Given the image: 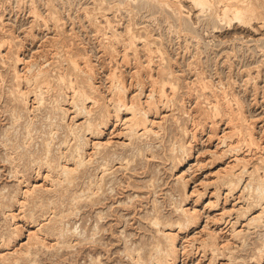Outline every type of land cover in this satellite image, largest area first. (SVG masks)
Masks as SVG:
<instances>
[{
  "label": "rangeland",
  "instance_id": "obj_1",
  "mask_svg": "<svg viewBox=\"0 0 264 264\" xmlns=\"http://www.w3.org/2000/svg\"><path fill=\"white\" fill-rule=\"evenodd\" d=\"M29 1L31 0H0V202L1 204L4 202L11 204L7 209L0 204V255L5 253V258L0 259V264H137L133 260L137 253H140L145 259L151 251V243L157 238H160L161 241L164 240L161 237V232H158L159 228L177 235L178 254L174 264H264V251L262 255H258L256 249L264 241V217L261 222L253 223L250 221L251 216L258 213L261 207L259 205L254 206L253 197L247 196L245 194L247 189L244 188L245 183L250 178V173L254 172L253 175L256 177L264 172V144H262L264 143V0H258V2L257 0H251L256 8V15L246 24L235 20L230 23L217 20L215 15L219 13L220 8L223 5L232 4V0H209L211 8L205 13H200L196 5H193L192 0H131V8L129 5L124 4V8L118 10L113 3L120 0H104L100 8L97 4L98 0H52L48 2L47 0H32L36 14L33 13L34 8H32L33 5ZM166 1L171 6L167 7L164 4ZM174 4H182L180 16L182 19L180 20L185 32L179 30V15L172 10ZM84 8L87 9L88 13H85ZM55 9L59 10L58 13L61 16L56 25H54L49 15ZM106 18L110 20L108 25L110 30L111 27H115L117 32L122 33L124 31L123 33H126L125 28H131V31L138 37L135 41L136 46H123L122 43H115V46L111 43L106 28L100 26L99 30H96L98 29L96 28L98 22L100 20L104 21ZM134 23L139 26L134 25ZM57 32L60 33V37L63 39L55 40ZM149 47H154V50L148 52ZM135 48H137V52L133 55L131 49ZM157 48L162 51V54L156 51ZM123 51H127L128 56H124ZM14 53H19L20 57H24L23 61L31 66L30 72L36 70L40 65L47 69L50 74L51 86L49 89L48 87L44 88V86L40 89L34 87L35 92L37 94L41 93L40 96L43 97L42 104L36 103V99L33 98V91L29 95L28 106L32 109L30 115L21 109V103L17 102L10 94L16 82L11 69L15 65ZM110 54L111 56H109ZM85 56L88 64L92 66L96 84H100L99 87L105 96L110 93L111 86H109V82L112 72L123 79L129 90H133L132 92L138 94L141 100H144L145 94L147 95L149 92L153 78H159L156 79L158 82L169 78L173 82L174 88L173 90L168 89L169 92H166V98L156 96L154 111L157 114L155 112L153 115L154 122L151 128L152 130L156 129L157 135L150 131L146 136H124L125 130L121 129L119 122L114 128L108 124L103 134L98 137L92 136L84 130V127L80 130L81 132L79 131L83 139L87 141V150L91 148L90 139L104 137L111 138V142L100 149L93 156L91 162L79 167L75 179L70 185H59L55 188V191H47L43 195V200L47 198L56 200L55 211L71 212L66 218L62 219L60 224L72 229L76 227L73 230L77 233V238L71 237L68 245L61 246L56 243V236L46 235L45 241H43L44 244L33 245L31 255L20 256L14 250H18L20 243L27 240L28 233L39 230L36 228L41 224L51 225L52 223L48 221L53 214L49 210L46 213L47 215H44V219L40 220L39 218L34 222L24 223L18 219L17 213H19L20 207L18 203L11 200V196L15 191L18 192V190L24 188V183L19 184L17 177L14 176V166H17L20 170H24L26 165L31 166L28 162L30 153L35 154L40 150L42 140L46 137L49 129V119H47L49 117L47 116L53 117L55 115L54 119L51 118L59 124L54 133L52 153L57 154L59 141L64 139L65 136L69 145L74 144L73 136L66 135V124L73 126L81 124L84 122V115L80 114L72 120L71 117L67 116L65 119H61L59 111L54 113L51 111L52 102L49 97L51 95L58 98L61 95V98H58L61 107L70 108L69 116L74 115L72 105L63 100L68 94L67 81L66 79L59 80L57 75L62 68H71V58L83 61ZM148 58L151 59V64L145 62ZM156 62L157 64H155ZM21 66L20 64L19 69ZM143 77L146 78L143 79ZM199 77H202V79ZM154 87L158 89L156 84ZM225 96L226 98H224ZM234 99H238L240 102L239 106L242 113L244 112V117L247 120L250 118L249 122L251 120L253 122V124L251 122L246 128L241 129V135L238 134L241 126L240 122H229L227 124L228 120L226 122L224 116L222 117L220 114L217 116L213 111V104L217 103L223 106L227 101V103L235 105ZM86 104L89 105L88 102ZM13 109L21 112H19L21 117L17 121L13 120ZM28 115L29 117L33 116V128H37L40 134L38 137L34 134V139L30 144L25 145L23 142L24 120ZM250 132L254 133L253 135L256 137L253 143L248 139ZM122 141L124 144H122ZM220 141H223V144H219ZM181 142L186 145L185 150L188 156L182 166L181 162L184 160L185 153L183 154L179 150L178 145ZM12 145L17 146L14 154H19L21 158L20 160L16 159L14 162L8 156L11 152L9 150L13 148ZM146 148L149 150H146ZM138 149H142V152L138 153ZM227 151L229 154H227ZM243 155L245 157L244 160L242 159L243 162H239V165L234 167L236 176L240 174V181L228 190L226 185L222 184L220 179L216 177L222 174L221 172H223L225 166L228 167L231 163L233 165L237 164L234 158ZM173 156L174 159L172 160L171 157ZM128 158L129 164H121L125 163V159ZM107 160L109 161L110 170L104 172V181L101 182L100 190L95 195H82L83 192L81 191L84 189L86 192L85 188L90 180L101 176L100 165ZM241 165H244L246 169ZM28 171L30 175H33L30 167ZM181 173L185 176L189 193L194 190L192 196L193 194L195 196L200 195V199L197 200L195 205L200 213L196 227L186 226L185 224L180 227L175 223L176 219L183 218L181 217L180 208H176L179 203H186L185 207L193 208V200H190V198L185 202L182 201L185 197L184 190L177 180V176ZM38 181L40 182L41 179H38ZM73 192L82 196L77 201L70 203L69 200L74 194ZM208 201L213 205L208 206L207 204L205 206ZM261 204L264 206V200L261 201ZM247 206H250V209ZM21 210H23L21 211L23 213L28 208L22 207ZM11 213L17 215L14 221H17L20 225L19 237H16V239L13 234H10L14 222ZM156 216L162 221L168 220L173 224L169 227L163 225L164 222L153 225L152 219ZM38 222H40V225H38ZM210 229L216 231V234L219 235V245H212L210 237L207 238L210 235ZM41 231V234H43L44 230ZM92 231H94V234H91ZM8 238L12 240L9 243ZM203 240H206L204 241L205 244H203ZM9 252L11 254H8Z\"/></svg>",
  "mask_w": 264,
  "mask_h": 264
},
{
  "label": "bare ground",
  "instance_id": "obj_2",
  "mask_svg": "<svg viewBox=\"0 0 264 264\" xmlns=\"http://www.w3.org/2000/svg\"><path fill=\"white\" fill-rule=\"evenodd\" d=\"M35 1V0H34ZM48 1H52V0H47ZM54 1V0H53ZM71 1V0H69ZM93 1V0H92ZM116 1V0H115ZM131 0H120L117 2H114L113 4L117 7L116 9H121L124 8V4H127V6L129 5V7L131 8ZM221 1V0H220ZM224 1V0H223ZM31 2V4L33 5L32 8L35 7L34 2L31 0L29 1ZM96 2V1H95ZM109 2V1H108ZM112 2V1H111ZM162 2V1H161ZM177 2V1H176ZM180 2V1H179ZM192 2L194 3L193 5H196L198 11L200 13H205L208 10H210L211 5L209 3V0H192ZM232 4H226L225 2H223L226 5H223V7H219V13H217L215 16L217 18L218 21H227V22H231L233 20L238 21L240 23H247L249 22L255 15H256V8L254 7V4L251 0H232ZM258 2V0H257ZM70 3V2H69ZM97 3V2H96ZM104 3V0H98V7L100 8V5H102ZM212 3V2H211ZM215 3V2H214ZM222 3V4H223ZM46 4V2H45ZM111 4V3H110ZM162 4V3H161ZM164 4L168 7L171 6V4L169 2H164ZM182 5V4H181ZM181 5L180 4H174V8L172 7V10L179 15V30H183L182 27V22L180 19L181 16ZM257 5V4H256ZM48 6V5H47ZM88 6V4H87ZM96 6V5H95ZM220 6V4H219ZM50 7V5H49ZM149 7V6H148ZM147 7V8H148ZM153 7V6H152ZM259 7V6H258ZM31 8V9H32ZM57 8V7H56ZM94 8V6H93ZM92 8V10H93ZM106 8V7H105ZM112 8V7H111ZM115 8V7H114ZM113 8V9H114ZM183 8V6H182ZM262 8V7H261ZM59 9V8H58ZM66 9V7H65ZM33 10V9H32ZM85 13H88L87 9H85ZM97 10V9H96ZM103 10V9H102ZM159 10V9H158ZM62 11V10H61ZM110 11V9H109ZM128 11V10H127ZM172 11V12H173ZM197 11V10H196ZM49 12V11H48ZM59 10H56L51 12L50 15V19L53 20L54 25H56V22L61 19V16L59 15ZM102 12V11H101ZM115 12V11H114ZM129 12V11H128ZM127 12V13H128ZM144 12V11H143ZM198 12V13H199ZM263 12V11H262ZM33 13L36 14V9L34 8ZM50 13V12H49ZM98 13V12H97ZM132 13V12H131ZM140 13V12H139ZM259 13V12H258ZM31 14V13H30ZM62 14V13H61ZM187 14V12H186ZM264 14V12H263ZM34 15V14H33ZM44 15V14H43ZM48 15V14H47ZM116 15V14H115ZM162 15V14H161ZM39 16V15H37ZM125 16V15H124ZM136 16V15H135ZM168 16V15H167ZM190 16V15H189ZM196 16V15H195ZM209 16V15H208ZM213 16V15H212ZM34 17V16H33ZM45 17V16H44ZM80 17V16H79ZM95 17V16H94ZM93 17V18H94ZM109 17V16H108ZM134 17V16H133ZM153 17V16H152ZM156 17V16H155ZM192 17V16H191ZM190 17V19H191ZM199 17V16H198ZM206 17V16H205ZM3 18V17H1ZM40 18V17H39ZM77 18V17H76ZM92 18V17H91ZM103 18H105V16H103ZM112 18V17H111ZM118 18V17H117ZM127 18V17H126ZM146 18V17H145ZM197 18V17H196ZM204 18V17H203ZM49 19V20H50ZM100 19V18H99ZM137 19V18H136ZM142 19V18H141ZM148 19V18H147ZM47 20V19H45ZM63 20V19H62ZM131 20V19H130ZM156 20V19H155ZM41 21V20H40ZM105 21V22H104ZM100 20L98 22V25H96V30H99L100 26L103 28H106L109 32V38L112 44L115 45V43L119 44L122 43L123 46H136L135 41L138 39L137 35H135L133 33V31H131V28L126 27L125 28V32L126 33H120L116 31L115 27H111L112 29L110 30V26L109 22L110 20H108L107 18L105 20ZM197 21V20H196ZM103 22V23H102ZM168 22V21H167ZM174 22V21H173ZM199 22V20H198ZM207 22V21H206ZM34 23V22H33ZM41 23V22H40ZM50 23V22H49ZM114 23V22H113ZM126 23V22H125ZM138 23V22H137ZM160 23V22H159ZM172 23V22H171ZM93 24V23H92ZM244 24V25H245ZM4 25V24H3ZM42 25V23H41ZM45 25V24H43ZM114 25H116L114 23ZM134 25H137L134 23ZM229 25V24H228ZM49 26V25H48ZM62 26V25H60ZM99 26V27H97ZM139 26V25H137ZM148 26V25H146ZM37 27V26H36ZM55 27V26H54ZM59 27V26H58ZM172 27V26H171ZM212 27V26H211ZM215 27V26H214ZM47 28V27H45ZM53 28V27H51ZM204 28V27H203ZM218 28V27H217ZM216 28V29H217ZM1 29V28H0ZM50 29V28H49ZM94 29V30H95ZM133 29V28H132ZM142 29V28H141ZM172 29V28H171ZM54 30V29H53ZM154 30V29H153ZM11 31V30H10ZM61 31V30H60ZM103 31V30H102ZM119 31V30H118ZM139 31V30H138ZM141 31V30H140ZM176 31V30H175ZM184 31V30H183ZM9 32V31H8ZM32 32V31H31ZM70 32V31H69ZM94 32V31H93ZM147 32V31H146ZM145 32V33H146ZM185 32V31H184ZM189 32V31H187ZM3 33V32H2ZM77 33V32H75ZM140 33V32H139ZM174 33V32H173ZM64 34V32H63ZM73 34V32H72ZM33 35V33H32ZM140 35V34H139ZM138 35V36H139ZM146 35V34H145ZM153 35V34H152ZM198 35V33H197ZM141 36V35H140ZM147 36V35H146ZM155 36V35H154ZM196 36V35H195ZM100 37V36H99ZM108 37V36H107ZM152 37V36H151ZM156 37V36H155ZM11 38V37H10ZM55 40H61L62 37H60V33L57 32V35H55ZM140 38V37H139ZM159 38V37H158ZM178 38V37H177ZM186 38V37H185ZM192 38V37H191ZM194 38V37H193ZM201 38V37H200ZM2 39V38H1ZM6 39V38H5ZM9 39V38H8ZM63 39V38H62ZM68 39V38H67ZM141 39V38H140ZM163 39V38H162ZM12 40V38H11ZM53 40V39H51ZM50 40V41H51ZM105 40V39H104ZM190 40V39H189ZM196 40V39H195ZM65 41V40H63ZM71 41V40H70ZM109 41V40H108ZM164 41V40H163ZM197 41V40H196ZM3 42V41H2ZM1 42V43H2ZM6 42V41H5ZM9 42V41H8ZM143 42V41H141ZM13 43V41H12ZM63 43V42H62ZM71 43V42H70ZM69 43V44H70ZM152 43V42H151ZM161 43V42H160ZM192 43V42H191ZM50 44V43H49ZM80 44V43H79ZM107 44V43H106ZM142 44V43H141ZM153 44V43H152ZM22 45V44H21ZM81 45V44H80ZM83 45V44H82ZM149 45V44H148ZM159 45V44H158ZM198 45V42H197ZM3 46V45H2ZM8 46V45H7ZM18 46V45H17ZM71 46V45H70ZM116 46V45H115ZM118 46V45H117ZM146 46V45H145ZM154 46V45H152ZM186 46V45H185ZM1 47V46H0ZM61 47V46H60ZM64 47V46H63ZM143 47V46H142ZM199 47V46H198ZM47 48V47H45ZM59 48V47H58ZM71 48V47H70ZM123 48V47H122ZM121 48V49H122ZM127 48V47H126ZM129 48V47H128ZM154 48V47H153ZM149 47L147 50L148 52L153 51L154 49ZM164 48V47H162ZM166 48V47H165ZM55 49V48H54ZM68 49V48H67ZM66 49V50H67ZM185 49V48H184ZM3 50V49H2ZM59 50V49H58ZM73 50H75L73 48ZM80 50V49H79ZM116 50V49H114ZM133 55L136 54L137 52V48L135 49H131ZM156 50V49H155ZM23 51V49H22ZM25 51V50H24ZM44 51V50H43ZM61 51V50H60ZM63 51V50H62ZM68 51V50H67ZM113 51V50H112ZM140 51V50H139ZM143 51V50H142ZM157 52H159L160 54H162V51H160L158 48L156 50ZM155 51V52H156ZM188 51V50H187ZM13 52V51H12ZM124 52V56H128L127 51H123ZM146 52V53H148ZM2 53H4L2 51ZM53 53V52H51ZM57 53V52H56ZM62 53V52H61ZM65 53H67L65 51ZM69 53V52H68ZM73 53V52H72ZM120 53V52H119ZM130 53V52H129ZM142 53V52H140ZM15 54V53H14ZM80 54V53H79ZM121 54V55H122ZM153 54V53H151ZM165 54V53H164ZM24 55V54H23ZM146 55V54H145ZM9 56V55H8ZM21 55H19V53L14 55V67L11 69L13 70L14 73V78H15V87L12 90V94L13 98L15 100H17V102L21 103L22 105V110H25L27 112V114L30 115L32 109L29 108L30 106H28V102H29V95L31 93V91H33L34 94V99H36V103L38 104H42V99L43 97L40 96L41 93L35 92V88L40 89L41 87L44 86L48 87V89L51 86V81L49 79L50 74L49 71L43 67H41L39 65V67L33 72H30L31 66L26 64L23 60L22 57H20ZM52 56V55H51ZM50 56V57H51ZM80 56V55H79ZM78 56V57H79ZM84 56V54H83ZM111 56V54L109 55ZM161 56V55H160ZM163 56V55H162ZM61 57V56H60ZM59 57V58H60ZM68 57V55H67ZM121 57V56H120ZM119 57V58H120ZM133 57V56H132ZM143 57V56H142ZM147 57V55H146ZM159 57V56H158ZM30 58V57H29ZM53 58V57H52ZM75 58V57H74ZM11 59V58H8ZM27 59V58H26ZM45 59V58H44ZM47 59V58H46ZM55 59V58H54ZM127 59V58H126ZM144 59V58H141ZM155 59V57H154ZM158 59V58H157ZM200 59V58H199ZM57 60V59H56ZM62 60V59H61ZM71 60V68H62L57 75V78L59 80H64L66 79L67 81V97L63 100L67 101L69 104H71L74 108V110H72V112H74V115L69 116V109L68 108H64L61 107V102H58V98L61 96L59 95V97H52L50 95V100L52 102V107H51V111L54 113L56 111L60 112V116L61 119H65V117H71V120L74 119L76 116L82 114L84 115V122L81 124H75L70 125V124H66V135H72L74 141L73 145H69V143H67L66 141V136L64 139H61L59 141V144L57 146V154H53L52 153V145L54 144V133L56 132V128L59 124L56 123L54 119V116H47L49 118L48 121V131H47V135L45 138H43L42 143H41V148L40 150H38L37 153H30V158H29V164H31V166H24V170H20L17 166H14V176L17 177L19 184H23L24 183V188H21L20 190H18V192L15 191V193L11 196V200L15 201L16 203H18L19 205V213L18 214V219H20L22 222L26 223V222H34L36 220H38L40 218V220L44 219V215L51 210L53 216L49 218V223H52L51 225L48 224H41L40 222H38V225H40L38 228L39 229L37 231H34L32 233H28L27 236V240L20 243V248L18 250H14L15 252H18L20 254V256H24V255H31V249L33 247V245L36 244H44L43 241L44 238H46V235H54L56 236V243L60 244L61 246L63 245H68L70 242V238L71 237H75L77 238V233H75V230H73L72 228L68 227V226H64L60 223H62V219L66 218L71 212L70 211H55V203L56 200L47 198L46 200H43V195L45 194L44 192L47 191H51L54 190L55 188L59 185H70L74 179H75V175L77 174V171L79 170V167L83 166L85 163L87 162H91L93 159V156L96 155V153H98L100 151V149L106 147L107 145H109V143L111 142V138H98V139H90L91 142V148L90 150L86 149V145H87V141L83 139L82 134L80 135L79 131L82 130V128L84 127V130L87 131L88 133H90L92 136L94 137H98L99 135L103 134L104 129H106V126L108 124H110V126L112 125V127H116L117 122H119V126H121V129L125 130V134L124 136L130 135V136H135V137H140V136H146L150 131H152V133L154 132L156 135L158 134L157 131L152 130V123L154 122V113L156 111H154V108L156 107V96L158 97H167L166 92L170 89L173 90L174 85L173 82L168 78L167 80H159L161 82H158L156 79L159 78H151V88L148 90L149 92L147 93V95L145 94V99L141 100L140 97L138 96V94L132 92L133 90H129V88L127 87V85L124 83L123 79H121L118 75H115L113 72L110 75L111 76V80H110V85L111 89H110V93L107 94V96H105L103 94V91L101 90V88L99 87L100 84H96V80L93 74V69L92 66L88 64L87 58L86 56L84 57V60H76V59H70ZM125 60V59H124ZM58 61V60H57ZM68 61V60H67ZM122 61V60H121ZM139 61V60H138ZM144 61V60H143ZM158 61V60H157ZM164 61V60H163ZM5 62V61H4ZM10 62V61H9ZM37 62V61H36ZM52 62V61H51ZM61 62V61H60ZM132 62V61H131ZM145 62H151V59L148 58ZM144 62V63H145ZM167 62V61H166ZM165 62V63H166ZM43 63V62H42ZM53 63V62H52ZM59 63V62H58ZM66 63V62H65ZM121 63V62H120ZM129 63V62H128ZM164 63V64H165ZM6 64V63H5ZM8 64V63H7ZM20 64L22 65L21 68L19 69ZM32 64V63H31ZM133 64V63H132ZM151 64V63H150ZM149 64V65H150ZM157 64V62L155 63ZM163 64V65H164ZM200 64V63H199ZM34 65V64H33ZM116 65V64H115ZM136 65V64H135ZM160 65V64H159ZM10 66V65H8ZM35 66V65H34ZM43 66V65H42ZM68 66V65H66ZM133 66V65H132ZM56 67V66H55ZM70 67V66H69ZM157 67V66H156ZM164 67V66H163ZM172 67V66H171ZM58 68V67H57ZM129 68V67H128ZM161 68V67H160ZM159 68V69H160ZM10 69V70H11ZM52 69V68H51ZM117 69V68H116ZM59 70V69H58ZM66 70V71H65ZM119 70V69H118ZM167 70V69H166ZM174 70V69H173ZM23 71V72H22ZM110 71V70H109ZM126 71V70H125ZM131 71V70H130ZM155 71V70H154ZM198 71V70H197ZM22 72V73H21ZM29 72V73H28ZM119 72V71H118ZM138 72V71H137ZM156 72V71H155ZM175 72V71H174ZM56 73V72H55ZM161 73V72H160ZM163 73V72H162ZM196 73V72H195ZM130 74V73H129ZM148 74V73H147ZM54 76V75H53ZM99 76V75H98ZM107 76V74H106ZM199 76V75H198ZM134 77V76H133ZM156 77V76H155ZM159 77V76H158ZM161 77V76H160ZM54 78V77H53ZM100 78V76H99ZM146 77H143V79ZM150 78V77H149ZM200 78V77H199ZM9 79V78H8ZM11 79V78H10ZM148 79V77H147ZM162 79V78H160ZM202 79V77L200 78ZM99 80V79H98ZM108 80V79H106ZM199 80V79H198ZM3 81V80H2ZM136 81V80H135ZM141 81V80H140ZM10 82V81H9ZM56 83V82H55ZM129 83V81H128ZM137 83V82H136ZM199 83V82H198ZM204 83V82H202ZM10 84V83H9ZM131 84V83H130ZM140 84V83H139ZM138 84V85H139ZM155 84L158 86V89L155 88ZM176 84V83H174ZM207 84V83H206ZM105 85V84H104ZM107 85V84H106ZM134 85V84H133ZM205 85V84H204ZM6 86V85H5ZM66 86V85H65ZM149 86V85H148ZM35 87V88H34ZM106 87V86H105ZM134 87V86H133ZM205 87V86H204ZM43 88V89H44ZM65 88V87H64ZM135 88V87H134ZM137 88V87H136ZM208 88V87H207ZM11 89V88H9ZM107 89V87H106ZM155 89V90H154ZM169 89V90H168ZM180 89V88H179ZM109 90V89H108ZM175 90V89H174ZM206 90V89H205ZM223 90V89H222ZM51 91V90H50ZM61 91V90H59ZM58 91V92H59ZM136 91V90H135ZM156 91V92H155ZM210 91V90H209ZM106 92V91H105ZM178 92V91H177ZM196 92V91H195ZM213 92V91H212ZM220 92V91H219ZM45 93V92H44ZM60 93V92H59ZM108 93V92H107ZM173 93V92H171ZM225 93V92H224ZM223 93V95H224ZM32 94V95H33ZM52 94V93H51ZM66 94V93H65ZM156 94V95H155ZM174 94V93H173ZM212 94V93H211ZM58 95V94H57ZM64 95V94H63ZM109 95V96H108ZM169 95V94H168ZM172 95V94H171ZM214 95V94H213ZM222 95V96H223ZM227 95V94H226ZM175 96V95H174ZM211 96V95H210ZM170 97V96H169ZM212 97V96H211ZM32 98V97H31ZM61 98V97H60ZM226 98V96L224 97ZM33 99V100H34ZM168 99V98H167ZM228 99V98H227ZM226 99V100H227ZM60 100V99H59ZM216 100V99H215ZM223 100V99H222ZM221 100V101H222ZM235 101H233L235 103V105L232 103H225V105L220 106L219 104L215 103L213 104V111H215V115H219L220 116H224L225 121L228 120L229 122H240L241 126L240 129L238 131V134L241 135V129L246 128L251 122L252 120L249 122V120H247V118L244 117L242 110L240 109V102L238 101V99H234ZM12 101V100H11ZM56 101V102H55ZM158 101V100H157ZM164 101V100H163ZM173 101V100H172ZM212 101V100H210ZM55 102V104H53ZM66 102V103H67ZM86 102L89 103V105L86 104ZM208 102V101H207ZM225 102V101H223ZM50 104V103H49ZM174 104V103H173ZM211 104V103H210ZM36 105V104H35ZM63 105V104H62ZM159 105V104H157ZM208 105V104H207ZM234 105V106H233ZM33 106V105H32ZM38 107V105L36 106V108ZM42 107V106H41ZM46 107V106H45ZM211 107V106H210ZM206 108V107H205ZM39 109V108H38ZM37 109V110H38ZM160 109V108H159ZM207 109V108H206ZM151 110H153L154 112H152ZM161 110V109H160ZM212 110V109H211ZM169 111V110H168ZM172 111V110H171ZM3 112V111H2ZM20 110H16L13 109L12 110V116H13V120L17 121L21 115H20ZM41 113V111H40ZM48 113V112H47ZM198 113V112H197ZM210 113V112H209ZM208 113V114H209ZM212 113V111H211ZM157 114V112H156ZM161 114V113H160ZM166 114V113H165ZM185 114V113H184ZM187 114V113H186ZM28 117L24 120V132H23V142L25 145H29L30 142L34 139V134H36L35 136L38 137L40 132L37 131V128L34 129L33 127V120L32 117ZM176 115V114H175ZM201 115V114H200ZM168 116V115H167ZM177 116V115H176ZM189 116V114H188ZM193 116V115H192ZM204 116V115H203ZM210 116V115H209ZM53 119H52V118ZM161 117V116H160ZM168 118V117H167ZM192 118V117H191ZM42 119V118H41ZM161 119V118H159ZM223 119V118H222ZM165 120V119H164ZM218 120V119H217ZM220 120V118H219ZM179 122V120H177ZM192 121V120H191ZM211 121V120H210ZM209 121V122H210ZM221 121V120H220ZM35 122V121H34ZM78 122V121H77ZM76 122V123H77ZM227 122V121H226ZM225 122V123H226ZM59 123V122H58ZM69 123V122H67ZM71 123V122H70ZM75 123V122H73ZM44 124V123H43ZM179 124V123H178ZM193 124V123H192ZM198 124V123H197ZM218 124V123H217ZM235 124V123H233ZM237 124V123H236ZM253 124V122L251 123ZM45 125V124H44ZM185 125V124H184ZM10 126V125H9ZM202 126V125H201ZM209 126V125H208ZM228 126V125H227ZM231 126V125H230ZM253 126V125H252ZM13 127V126H12ZM158 127V126H157ZM155 127V128H157ZM179 127V126H178ZM120 128V127H119ZM197 128V127H196ZM204 128V127H203ZM237 128V127H236ZM154 129V128H153ZM159 129V128H158ZM162 129V128H161ZM181 129V128H180ZM184 129V128H183ZM194 129V128H193ZM8 130V129H7ZM11 130V129H10ZM15 130V129H14ZM115 130V129H114ZM176 130V129H175ZM189 130V129H188ZM228 130V129H227ZM248 130V129H246ZM174 131V130H173ZM185 131V130H184ZM190 131V130H189ZM81 132V131H80ZM119 132V131H118ZM171 132V131H170ZM179 132V131H178ZM182 132V131H181ZM210 132V131H209ZM223 132V131H222ZM8 133V132H7ZM69 133V134H68ZM109 133V132H107ZM180 133V132H179ZM86 134V133H85ZM110 134V133H109ZM185 134V133H184ZM254 134V133H253ZM251 132L249 133V141L251 143L255 142L256 137H254ZM177 135V134H176ZM186 135V134H185ZM212 135V134H210ZM1 136V135H0ZM109 136V135H108ZM149 136V135H148ZM195 136V135H194ZM224 136V135H223ZM239 136V135H238ZM180 137V136H179ZM18 138V137H17ZM40 138V137H39ZM90 138V137H89ZM126 138V137H125ZM150 138V137H149ZM160 138V137H159ZM172 138V137H171ZM170 138V139H171ZM182 138V135H181ZM218 138V137H217ZM221 138V136H220ZM261 138V137H260ZM88 139V138H87ZM169 139V140H170ZM226 139V138H225ZM244 139V138H243ZM178 140V139H177ZM224 140V139H223ZM236 140V139H235ZM259 140V139H258ZM5 141V140H4ZM71 141V140H70ZM239 141V140H238ZM37 142V141H36ZM89 142V140H88ZM148 142V141H147ZM190 142V141H189ZM221 143L219 144H223V141H220ZM236 142V141H235ZM235 142H233L235 144ZM135 143V142H134ZM140 143V142H139ZM226 143V141H225ZM38 144V143H37ZM122 144H124V142L122 141ZM217 144V143H216ZM240 144V143H239ZM264 144V143H262ZM34 145V144H33ZM61 145H63L61 147ZM134 145V144H133ZM227 145V144H226ZM245 145V144H244ZM121 146V145H120ZM253 146V145H252ZM261 146V144H260ZM13 147V148H12ZM12 149L9 150L11 151L9 153V158L11 161H15L16 159L20 160V155L19 154H14V150H16L17 146L12 145ZM35 147V146H34ZM55 147V146H54ZM122 147V146H121ZM126 147V146H125ZM150 147V146H149ZM179 150L182 151V153L184 154V160L181 162V166L183 164V162H185L188 159L187 156V152L185 150L186 145L184 143H179L178 145ZM262 147V146H261ZM111 148V147H110ZM141 148V147H140ZM225 148V147H224ZM223 148V149H224ZM27 149V148H26ZM264 149V148H263ZM262 149V150H263ZM146 150H149L148 148H146ZM216 150V149H215ZM232 150V149H231ZM234 150V149H233ZM256 150V149H255ZM134 151V150H133ZM136 151V150H135ZM138 153L142 152V149H138L137 150ZM252 151V150H251ZM148 152V151H147ZM222 152V151H221ZM228 152V151H227ZM237 152V150H236ZM146 153V152H145ZM212 153V151H211ZM214 153V151H213ZM246 153V152H244ZM254 153V152H252ZM121 154V153H120ZM182 154V155H183ZM229 154V152L227 153ZM141 155V154H140ZM153 155V153H152ZM151 155V156H152ZM240 155V154H239ZM256 155V154H255ZM112 156V155H111ZM118 156V155H117ZM150 156V155H149ZM147 156V157H149ZM192 156V155H191ZM246 156V155H245ZM254 156V155H253ZM127 157V156H126ZM169 157V156H168ZM180 157V156H179ZM232 157V156H231ZM261 157V156H260ZM135 158V157H134ZM217 158V157H216ZM244 155L238 158H234L235 161L237 162V164L232 165L230 164L228 167L227 166H223V172H221V175H218V177L220 179V182H222V184L226 185V188L228 190L232 189L234 186H236L238 184V182L240 181V174L239 176H236L235 173V166L239 165V162H243L244 160ZM171 159H174V156L171 157ZM243 159V160H242ZM259 159V158H258ZM125 163H121L123 165H127L129 164V158L125 159ZM135 160V159H134ZM232 160V159H231ZM252 160V159H251ZM120 161V160H119ZM180 161V160H179ZM257 161V160H255ZM262 161V160H261ZM109 161H105L100 165V177L97 178H93V179H89L90 182L88 184V186L85 188L86 192L84 191V189L81 191L83 192V194H86L87 196L90 195H95L97 194L98 190H100L101 187V182L104 181L103 180V174L104 172L108 169L110 170L109 167ZM12 163V162H11ZM97 163V162H96ZM234 163V162H233ZM258 163V162H257ZM242 164V163H241ZM118 165V164H115ZM228 165V164H227ZM246 165V164H245ZM248 165V164H247ZM246 165V166H247ZM253 165V164H252ZM260 165V164H258ZM242 166V165H241ZM30 167V171L33 173V175H30L28 168ZM237 167V166H236ZM243 168L244 165L242 166ZM240 167V168H242ZM253 167V166H252ZM263 167V166H262ZM94 168V167H93ZM258 168V167H257ZM221 169V168H220ZM246 169V168H245ZM264 169V168H263ZM13 170V169H12ZM240 170V169H239ZM218 171V170H217ZM250 171V170H249ZM256 171V170H254ZM264 171V170H263ZM246 172V170H245ZM257 172V171H256ZM11 173V172H10ZM215 173V172H214ZM114 174V172H113ZM254 172L250 173V178L248 179V181L245 183L244 188L247 189V192L245 193L247 196L249 197H253L252 199H254V206H260L261 210L258 211V213H256L255 215L251 216L250 221L253 223H257V222H261V219L264 217V206H262L263 204H261V201L264 200V172L262 175L258 174L256 177H254ZM94 175V174H93ZM96 176V175H95ZM31 177V178H30ZM236 177V178H235ZM235 178V179H234ZM246 178V177H245ZM38 179H41V181L39 182ZM177 180L179 183H181V186L183 187L184 190V199L182 201H186L188 198H190V200H193V208H188L185 207L186 203L182 204L179 203L176 208H180V211L182 213L183 218L175 221L176 224H178L180 227H182L184 224L186 226L190 225L192 227H196V224L200 218V213L199 211H197L195 205L197 203V200H199V194L198 195H191L192 193H194V190L191 191L189 193V191L187 190V181L185 180V176L183 175V173L179 174L177 176ZM210 180V179H209ZM208 180V181H209ZM212 180V179H211ZM217 181V180H216ZM215 181V182H216ZM76 182V181H75ZM214 182V181H213ZM88 183V182H87ZM218 184V183H217ZM18 186V185H17ZM85 186V185H84ZM218 186V185H217ZM216 187V186H215ZM70 188V187H69ZM111 188V187H110ZM241 188V187H240ZM71 189V188H70ZM218 189V188H217ZM236 189V188H235ZM2 190V189H1ZM66 190V189H65ZM64 190V191H65ZM102 190V189H101ZM215 190V189H214ZM245 190V189H244ZM70 191V190H69ZM196 191V190H195ZM227 191V190H226ZM59 192V191H58ZM77 192V191H76ZM104 192V191H103ZM242 192V191H241ZM50 193V192H49ZM74 193V192H73ZM229 193V192H227ZM226 193V194H227ZM232 193V192H231ZM204 194V193H203ZM7 195V194H5ZM54 195V194H53ZM81 194H77L74 193L69 202H75L77 201V199H79L81 196ZM85 195V196H86ZM179 195V194H178ZM205 195V194H204ZM220 195V194H219ZM238 195V194H237ZM239 197V196H238ZM246 197V196H245ZM7 198V197H6ZM225 198V197H224ZM238 199V198H237ZM245 199V198H244ZM251 199V198H250ZM90 200H92V198H90ZM213 201V200H212ZM216 201V200H215ZM225 201V200H224ZM247 201V200H246ZM68 202V201H67ZM92 202V201H91ZM174 202V201H173ZM203 202V201H202ZM210 201H208L207 203H205V206L208 204V206H211L213 204L209 203ZM63 203V202H62ZM246 203V202H245ZM263 203V202H262ZM1 204V202H0ZM1 206L5 207L7 209V207L11 206L10 203H2ZM64 206V205H63ZM22 207H26V209L28 208V210H24L23 213H21V208ZM192 207V206H191ZM246 207V206H245ZM78 208V207H77ZM175 208V209H176ZM225 208V207H224ZM223 208V209H224ZM243 208V207H242ZM248 209H250V206L248 207ZM70 209V208H67ZM75 209V208H74ZM208 209V208H207ZM216 209V208H215ZM71 210V209H70ZM178 210V209H176ZM241 210V209H240ZM12 211V210H11ZM223 211V210H222ZM17 212V211H16ZM157 212V211H156ZM2 213V212H1ZM21 214V215H20ZM47 215V214H46ZM220 215V214H219ZM244 215V214H243ZM246 215V214H245ZM251 215V214H250ZM11 216L13 217V221L16 218V214L11 213ZM224 216V215H223ZM222 216V218H223ZM240 216V215H239ZM99 217V216H98ZM219 217V216H218ZM217 217V218H218ZM220 219V218H219ZM248 219V217H247ZM10 220V219H9ZM150 221V220H149ZM235 221V220H234ZM249 221V220H248ZM44 222V220H43ZM67 222V221H66ZM164 222L163 225L166 226H171L173 224V222L171 221H162L159 219V217H154L152 219V224L153 225H158V224H162ZM20 223V222H19ZM250 223V222H249ZM251 224V223H250ZM36 225V224H35ZM19 224L17 221H14L12 223V228L10 230V234H13L18 238L19 234H18V230H19ZM42 226V227H41ZM24 227V226H23ZM29 227V226H28ZM95 227V226H94ZM179 227V228H180ZM159 228V226H158ZM27 229V228H25ZM171 229V228H170ZM7 230V229H6ZM34 230V229H32ZM41 230H44L43 234H41ZM209 230V229H208ZM211 230V229H210ZM215 230V229H214ZM27 231V230H26ZM236 231V230H235ZM243 231V230H242ZM28 232V231H27ZM85 232V231H84ZM158 232H161V237L164 239L163 241L160 240V238H157L152 244V248L151 251L149 252L147 258H143L142 255L140 253H137L136 256L133 257V260L137 263V264H174L176 258H177V254H178V242L176 241V234H174L171 231H163V229L159 228ZM238 232V231H236ZM97 233V232H96ZM157 233V232H156ZM234 233V232H233ZM3 234V233H2ZM41 234V235H39ZM91 234H94V231H92ZM4 235V234H3ZM27 235V234H26ZM231 235V234H230ZM242 235V234H241ZM2 236V235H1ZM91 236V235H90ZM206 236V235H205ZM210 237V238H209ZM89 238V237H88ZM209 239H211V244L212 245H217L219 242V235L216 234V231L211 230L210 235L207 237ZM1 239V238H0ZM5 239V238H4ZM3 239V240H4ZM206 239V237H205ZM263 240V239H262ZM12 240L8 238V243L11 242ZM54 241V240H53ZM204 241L203 240V244ZM15 242V241H14ZM52 242V241H51ZM228 242V241H227ZM55 243V241H54ZM5 244V243H4ZM150 244V243H149ZM223 244H225L223 242ZM199 245V244H198ZM219 245V244H218ZM8 247V246H7ZM37 247V246H34ZM52 247V246H51ZM202 247V245H201ZM206 247V246H205ZM198 248V247H197ZM256 248V247H255ZM11 249V248H10ZM13 249V248H12ZM216 249V248H215ZM257 249V253L258 255H262V252L264 251V241L261 242L260 246L256 248ZM138 250V249H137ZM214 250V249H213ZM6 251V250H5ZM207 251V250H206ZM36 252V251H35ZM135 252V251H134ZM208 252V251H207ZM212 252V251H211ZM216 252V251H215ZM2 253V252H1ZM203 253V252H202ZM8 254H11L10 252ZM17 256V255H16ZM203 256V255H202ZM26 257V256H25ZM24 257V258H25ZM5 258V253L0 255V259H4ZM28 258V257H27ZM35 259V258H34ZM10 260V259H9ZM254 260V259H253ZM1 261V260H0ZM8 261V260H7ZM3 263V262H2ZM16 263V262H15ZM11 264V263H10ZM14 264V263H13Z\"/></svg>",
  "mask_w": 264,
  "mask_h": 264
}]
</instances>
